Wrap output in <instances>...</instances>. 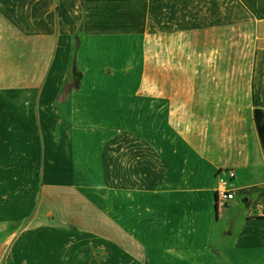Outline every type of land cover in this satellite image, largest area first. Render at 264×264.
<instances>
[{"label":"crops","instance_id":"1","mask_svg":"<svg viewBox=\"0 0 264 264\" xmlns=\"http://www.w3.org/2000/svg\"><path fill=\"white\" fill-rule=\"evenodd\" d=\"M257 109L264 0H0V264H264Z\"/></svg>","mask_w":264,"mask_h":264},{"label":"built area","instance_id":"2","mask_svg":"<svg viewBox=\"0 0 264 264\" xmlns=\"http://www.w3.org/2000/svg\"><path fill=\"white\" fill-rule=\"evenodd\" d=\"M228 177L233 179L235 177L234 171H228ZM235 199V193L228 187V181L221 178L220 188L217 190V201L219 204L226 205Z\"/></svg>","mask_w":264,"mask_h":264},{"label":"water","instance_id":"3","mask_svg":"<svg viewBox=\"0 0 264 264\" xmlns=\"http://www.w3.org/2000/svg\"><path fill=\"white\" fill-rule=\"evenodd\" d=\"M255 122L259 136L264 146V109H257L255 111Z\"/></svg>","mask_w":264,"mask_h":264},{"label":"trees","instance_id":"4","mask_svg":"<svg viewBox=\"0 0 264 264\" xmlns=\"http://www.w3.org/2000/svg\"><path fill=\"white\" fill-rule=\"evenodd\" d=\"M71 74H72V81H71L72 85H71V87L77 88L79 86V83H80L81 74H80L79 70L77 69L75 57L72 61Z\"/></svg>","mask_w":264,"mask_h":264}]
</instances>
